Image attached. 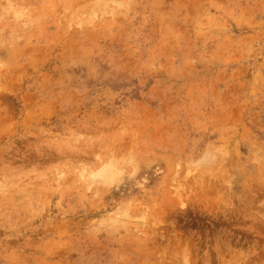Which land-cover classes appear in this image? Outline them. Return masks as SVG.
Listing matches in <instances>:
<instances>
[{"label": "rangeland", "instance_id": "rangeland-1", "mask_svg": "<svg viewBox=\"0 0 264 264\" xmlns=\"http://www.w3.org/2000/svg\"><path fill=\"white\" fill-rule=\"evenodd\" d=\"M0 264H264V0H0Z\"/></svg>", "mask_w": 264, "mask_h": 264}]
</instances>
